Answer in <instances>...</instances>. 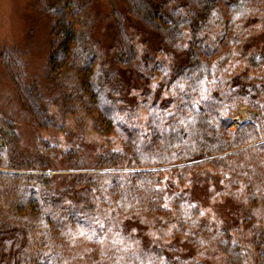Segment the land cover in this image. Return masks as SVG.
Listing matches in <instances>:
<instances>
[{"label":"trees","instance_id":"obj_1","mask_svg":"<svg viewBox=\"0 0 264 264\" xmlns=\"http://www.w3.org/2000/svg\"><path fill=\"white\" fill-rule=\"evenodd\" d=\"M109 6L114 66L135 74L138 93L128 91L134 106L124 107L125 94L106 77L65 7L54 11L45 72L59 80L66 112L86 117L101 139L88 164V143H68L56 161L70 172L51 173L45 171L57 164L22 154L16 136L3 133L0 264H204L178 253L175 241L201 246L205 207L228 221L218 232L225 263L242 264L239 228H232L241 205L228 212L214 204L235 202L241 189L244 205H264V0ZM0 64L36 128L56 133V120L35 103L12 48H1ZM236 102L257 114L230 129L228 108ZM41 146L54 154L59 148ZM250 245L254 264H264V236Z\"/></svg>","mask_w":264,"mask_h":264},{"label":"rangeland","instance_id":"obj_2","mask_svg":"<svg viewBox=\"0 0 264 264\" xmlns=\"http://www.w3.org/2000/svg\"><path fill=\"white\" fill-rule=\"evenodd\" d=\"M111 1L113 0H0V50L3 47L12 48L19 56L26 87L35 103L48 108L58 128L56 133L36 128L33 114L19 104L12 83L0 64V143L3 133L10 131L16 136L17 149L22 154L29 157L41 154L47 156L53 165H58L56 155L60 150L70 142L85 141L88 143L84 146L85 163H91L89 155L94 154L93 143H99L101 137L89 128L86 117L81 116L76 119L74 115L66 112L60 82L45 72V64L53 26L51 16L54 11L64 6V10L69 14L68 21L80 34L84 43L92 49L95 58L99 59L106 77L125 94L127 103L124 107L132 108L134 104L128 96L130 93L132 96L138 93L134 90L135 74L127 72L121 75L120 69L114 66L117 40L111 22L107 19ZM131 31L135 32V29L132 28ZM260 72L264 74V67ZM136 114L142 117V111H136ZM256 114V110L246 104L234 103L228 108L229 128L234 129L246 121H252ZM46 142L48 146L51 145L49 147H59L55 154L52 148L46 150V147L41 146V144L46 145ZM58 166L45 172H70ZM184 187L177 186L180 189ZM190 187L189 185L187 188ZM240 190L237 191L239 200L237 198L235 202L218 201L214 207L219 208L218 203H222L224 206L222 209L230 212L235 206L237 207V204L241 205L237 212L242 218L232 224V228H239L234 234L239 239L238 242L244 253L242 264H254L250 243L255 236H264V205H244V193ZM193 191H197V194L203 192L196 188ZM208 202L212 203L209 200ZM199 205L203 208L201 202ZM203 210L208 215V221L206 231L199 236L201 246L190 248L184 240H176L175 248L178 253L190 254L204 264H226L225 254L220 250L218 232L222 226H227L228 221L224 216L223 219L218 217L210 208L205 207ZM244 219L246 221L242 223ZM229 234L233 233L229 232ZM7 252L5 249V253Z\"/></svg>","mask_w":264,"mask_h":264}]
</instances>
